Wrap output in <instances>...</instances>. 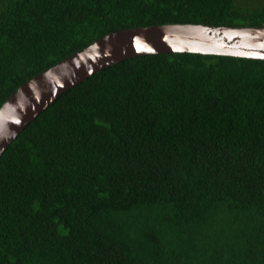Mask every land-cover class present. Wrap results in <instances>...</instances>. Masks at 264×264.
Here are the masks:
<instances>
[{"label":"trees","instance_id":"16d2710c","mask_svg":"<svg viewBox=\"0 0 264 264\" xmlns=\"http://www.w3.org/2000/svg\"><path fill=\"white\" fill-rule=\"evenodd\" d=\"M241 1L0 0V104L111 31L264 24ZM0 264H264V59L139 55L57 96L0 155Z\"/></svg>","mask_w":264,"mask_h":264},{"label":"water","instance_id":"95a60500","mask_svg":"<svg viewBox=\"0 0 264 264\" xmlns=\"http://www.w3.org/2000/svg\"><path fill=\"white\" fill-rule=\"evenodd\" d=\"M192 52L264 59V24L164 22L111 31L17 87L0 104V155L57 96L96 71L139 55Z\"/></svg>","mask_w":264,"mask_h":264},{"label":"rangeland","instance_id":"374dc122","mask_svg":"<svg viewBox=\"0 0 264 264\" xmlns=\"http://www.w3.org/2000/svg\"><path fill=\"white\" fill-rule=\"evenodd\" d=\"M253 1H255V0H253ZM244 2H245V0H244V1L242 0V1H241V3H242V4H243ZM248 5H250V2H249V4H248Z\"/></svg>","mask_w":264,"mask_h":264}]
</instances>
